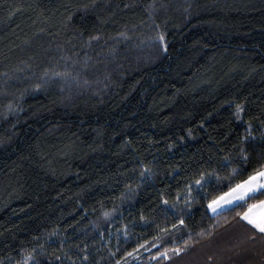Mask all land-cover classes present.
Masks as SVG:
<instances>
[{
    "label": "trees",
    "instance_id": "obj_1",
    "mask_svg": "<svg viewBox=\"0 0 264 264\" xmlns=\"http://www.w3.org/2000/svg\"><path fill=\"white\" fill-rule=\"evenodd\" d=\"M261 166L264 0H0V264H264Z\"/></svg>",
    "mask_w": 264,
    "mask_h": 264
},
{
    "label": "snow or ice",
    "instance_id": "obj_2",
    "mask_svg": "<svg viewBox=\"0 0 264 264\" xmlns=\"http://www.w3.org/2000/svg\"><path fill=\"white\" fill-rule=\"evenodd\" d=\"M159 40L163 44L164 36L160 35ZM240 109H237V114H239ZM243 153V150H241ZM247 156L242 154L241 160L242 162H247ZM230 163V162H225ZM237 175L239 173L236 169H233ZM214 175V173H213ZM208 181H205L207 183ZM197 185L201 184L200 180L196 181ZM229 190L225 192L223 195L213 199L209 204L208 208L217 215H220L221 212H218V209H222L223 205H231L233 201H240L241 203L238 205L243 207L245 204L248 205L247 210L241 216V221L246 222L245 227L250 226L249 232L251 233V239H257V233L260 234L259 238L264 239V199H259V197H264V166H261L259 169L253 171L252 174L248 175L247 179L232 184V181L229 180L228 185ZM249 200H258V203L248 204ZM167 204V201H164ZM162 211L167 214L171 209L165 208ZM173 215H176V212H172ZM179 223L181 225L184 224V220L180 219ZM175 227V225H173ZM202 235H207L204 233ZM187 243V242H186ZM180 249H175L173 255H178ZM160 255L167 259L169 258V254L167 252H161ZM59 259V257H57Z\"/></svg>",
    "mask_w": 264,
    "mask_h": 264
},
{
    "label": "rangeland",
    "instance_id": "obj_3",
    "mask_svg": "<svg viewBox=\"0 0 264 264\" xmlns=\"http://www.w3.org/2000/svg\"><path fill=\"white\" fill-rule=\"evenodd\" d=\"M65 69V70H64ZM64 69H61L60 71H57V73H56V75H58V74H61V71L62 70H64L63 71V73H65V72H67V69H68V65H66L65 66V68ZM42 78L43 77H41V81L43 82V80H42ZM55 79H56V77H54ZM51 81H52V78H51ZM65 82H67V80H61L60 81V83H65ZM239 201H233V203L231 204V205H234V204H236V203H238ZM231 205H223L222 206V210H223V208H227V207H230ZM208 210H209V212L211 213V214H215V213H213L212 211H211V209H209L208 208ZM221 209H218L217 211H220ZM232 228V227H231ZM231 228H229L228 230H227V232H229L230 230H231ZM234 236H231V237H228L227 239H226V244L225 245H229V244H227V242H229V241H231V239L233 238ZM221 238H223V236H221ZM220 240L221 239H219V238H212V244H215L216 246H219L218 244H221V242H220ZM240 242L242 243L241 244V246H243V247H247L246 246V244H245V242H242V239H240ZM211 244V243H210ZM215 247H209V248H207L206 250H202L203 252H206V251H209L210 249H214ZM198 251H200V249L198 250ZM202 252V253H203ZM256 254H259V253H257V251L256 252H252V251H246V254H244V255H241L240 256V260L238 261V262H240L241 264H254V261H256V258H257V255ZM221 255V254H220ZM176 258L177 259H175V260H173V261H170V262H167L166 264H187V253H185V254H183V253H179L178 254V256H176ZM218 259V261L219 260H221L222 258H221V256H220V259L219 258H217ZM255 259V260H254ZM197 264H200L199 262L197 263ZM218 264H220L219 262H218ZM221 264H224L222 261H221ZM227 264V263H226Z\"/></svg>",
    "mask_w": 264,
    "mask_h": 264
},
{
    "label": "crops",
    "instance_id": "obj_4",
    "mask_svg": "<svg viewBox=\"0 0 264 264\" xmlns=\"http://www.w3.org/2000/svg\"><path fill=\"white\" fill-rule=\"evenodd\" d=\"M240 202V201H239ZM232 206V205H231ZM228 208V207H227ZM226 209V207L225 208H223V210H225ZM220 211H222V209L220 210ZM220 211H218V212H220ZM243 222V221H242ZM244 224L246 223V222H243ZM247 228H250V226H247ZM249 235H251V233H249Z\"/></svg>",
    "mask_w": 264,
    "mask_h": 264
}]
</instances>
